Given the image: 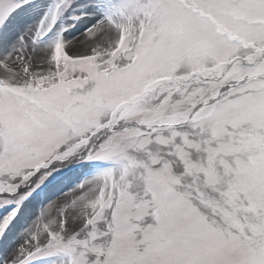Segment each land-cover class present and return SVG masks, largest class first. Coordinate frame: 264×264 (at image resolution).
Instances as JSON below:
<instances>
[{
  "label": "snow or ice",
  "instance_id": "6c2138e0",
  "mask_svg": "<svg viewBox=\"0 0 264 264\" xmlns=\"http://www.w3.org/2000/svg\"><path fill=\"white\" fill-rule=\"evenodd\" d=\"M0 264H264V0H0Z\"/></svg>",
  "mask_w": 264,
  "mask_h": 264
}]
</instances>
